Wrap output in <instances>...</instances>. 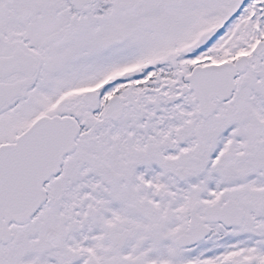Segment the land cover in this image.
<instances>
[{
    "label": "flooded vegetation",
    "instance_id": "obj_1",
    "mask_svg": "<svg viewBox=\"0 0 264 264\" xmlns=\"http://www.w3.org/2000/svg\"><path fill=\"white\" fill-rule=\"evenodd\" d=\"M143 3L122 5L118 4L117 0H93L89 6L77 11L74 0H0V28L6 29L0 31L5 34L4 42L0 45V59L12 58L18 49H22L39 63V71L35 77L28 78L25 74H18L7 79L5 84L24 86L34 84V88L37 86L41 90L43 84L49 82L46 79L49 71L57 76L62 68L68 65L64 63L65 61L74 62L78 51L88 49L90 40L96 41L102 51L116 52L121 46L107 49L103 44L106 39L121 34L117 26L122 19L125 20L126 29L134 24L139 28H146L147 23L151 22L139 21L141 18L139 13L145 7ZM107 21L113 23L115 28L113 32L107 28ZM165 22L166 26L160 23L158 34L178 28L173 26L177 21ZM173 33L177 36V32ZM247 62V72L238 83L237 100L232 104L235 105L220 107L218 116L227 111L233 113L232 117L247 119L248 112L242 106V101L248 99L244 96L252 87L260 85L254 84L258 80L263 82L264 88L263 50L251 55ZM20 65L27 66L22 62ZM186 70V67L180 68L178 75L167 77L173 80V86L169 84L161 87L153 84L157 86L156 89L147 85L121 90L118 93L120 98L134 97L136 101L132 103L131 108L123 105L125 117L120 122L107 117L108 102H104L98 115L91 117L90 113L87 114L85 122L87 133L83 144L86 147L95 146L100 159L94 158L92 162L99 161L100 164L94 167H108L112 172L111 180H104L103 175L94 176L95 172L89 177L86 171L84 178L86 180L84 186L87 187L86 200L77 206L76 199L72 201L69 198L70 191L65 189L62 195L68 201L62 197L61 206H58L59 198L55 197L54 192L58 184L66 185L71 170L68 165L64 167L65 177L63 173L61 178L53 179L46 187L49 202L37 217V223L47 227V221L52 216L61 215L60 219L66 223L69 220H64V216L68 218V214L77 210L83 211L81 225L84 227V239L79 245L81 252L71 264H264L263 186L252 185V189L251 184L246 183L248 187L240 188L236 192L224 182L216 192L215 188H211V183L204 179L205 171L200 166L191 170L179 164H161L157 165L158 170L155 171L152 169L156 168L155 166L127 164L123 158H116L121 147L104 149L105 143L101 148L97 143L100 139L103 142L115 140L119 127L130 115L135 116L139 120L140 128L145 130L142 140L149 143L147 149L149 152L154 150V145H157L155 142L160 136H166L150 132L155 128V123L160 124L156 127L160 130L166 121H170L165 116L170 115L172 118L173 112L180 115L182 111L180 118L184 122L190 115L203 122L193 96L185 98L177 105H170L168 101L169 98L180 96L187 88L184 77L182 78ZM31 90L26 89L24 97ZM153 97L155 100H152ZM140 98L141 101H138ZM188 99L191 100L189 105L186 102ZM13 106L20 107L19 101H15ZM218 116L210 121L214 122ZM222 119L226 121L227 117L224 116ZM251 121L252 133L262 138L264 131L260 128L255 130L256 121L254 118ZM258 145L259 150L264 151V145L261 146L260 143ZM158 146L156 150H160ZM127 156L130 158L134 154L129 152ZM223 168L224 165H221L218 173L234 171L235 165H228L227 170ZM97 180L99 183L93 185V181ZM139 190L148 192L149 200L144 201L145 204L149 205L152 201L158 205L172 204L176 211L161 212L159 218L153 215L149 218L145 216L141 219V227H137L133 219L140 199ZM212 192L215 195H212ZM95 194L104 195L98 207L94 205ZM191 195L194 200L206 203L187 212ZM210 209L226 212H209ZM99 217L101 230L99 228L95 230L92 223L94 222L97 227L99 224L96 221ZM148 219L149 222L156 221V224L152 226V235L147 239L150 255L149 261L145 262L141 258L133 259V244L141 228L149 227ZM75 224L77 225L76 222ZM51 232L54 239L48 238V241L52 243L58 240V235L54 229H51ZM187 238L191 240L188 241ZM193 242L196 245L191 249L189 246ZM140 250L142 252V248L137 250V256Z\"/></svg>",
    "mask_w": 264,
    "mask_h": 264
},
{
    "label": "rangeland",
    "instance_id": "obj_2",
    "mask_svg": "<svg viewBox=\"0 0 264 264\" xmlns=\"http://www.w3.org/2000/svg\"><path fill=\"white\" fill-rule=\"evenodd\" d=\"M137 1L147 3L146 8L139 13V15H141L139 21H151L152 23H147L146 29H141L137 24H134L126 30L125 20L122 19L117 26V29L128 37V43H131L135 37L137 38L136 41H140L132 44V47L136 49L129 50V47H121L123 50L117 51L115 54L102 51L104 53L100 55V58H94L90 56L100 50L97 48V45L94 44L96 41L90 40L88 50L78 51L74 62L65 66L67 69L64 67L63 72L65 73L63 78L59 76L57 80V76L49 71L47 78L49 82L46 81L43 84L41 93L32 96L31 100L28 99L27 102H24V107L19 113H10L0 121V142L5 140L13 141L23 134V132L31 126V122L47 110L50 105L49 100H53L55 96L58 97L72 88L77 89L84 86L98 88L104 82H101L104 77L110 74L114 69L120 68V65L127 64L130 66L140 62V64H142L144 62L143 58L154 54L160 57V61L163 60L164 62L167 56L170 57V61L172 62L173 54H171V51L173 52V48L171 47L173 45L186 40H193L196 35L203 31V28L209 27L215 22H217V25L228 22V19L231 18L241 2V0H189L187 4L179 8L166 10L164 7L166 0ZM198 1L203 3L199 2V4H197ZM119 3L131 4L133 0H119ZM253 10L254 9L239 21L235 22V25L229 24L227 33L220 39L222 47L206 55L208 57H213L215 61L219 62L224 56L226 57L228 55V58L234 57L237 51H246L248 47H251L254 41L250 42L251 36L248 35V33L254 34L255 26L258 25L259 20H263L261 17L262 11L256 18L258 21L257 23L248 19L253 13ZM165 21L168 23L177 21L173 26L178 28L170 29L168 32H161L160 35H157V30L160 29L161 26L160 23H162V26H166ZM106 26L110 32L115 30L113 23L110 21L106 22ZM0 31H6V29L0 28ZM173 32H177L175 40L173 39ZM147 35L148 39H145ZM245 39H247V42H250V44H245ZM93 49H98V51L94 52L92 51ZM140 59L141 61H139ZM66 62L67 61H65V63ZM67 70H73L74 73L67 77ZM256 83L260 85L248 90L247 95L244 96L247 97L248 101H242V106L245 107L246 110H249L253 118L254 115L256 116L254 120L257 119L261 122L262 119H264V88L263 82L258 80L254 84ZM46 93H48V98L44 95ZM112 93L113 91H111L109 95ZM77 96L78 93H73L71 97L73 100L69 101V103L72 101L70 103L72 105L64 107V112L82 111L83 106L76 100ZM152 100H155V98L153 97ZM186 102L189 105L191 100L188 99ZM181 113L182 111H180V115ZM172 115V118L170 115L165 116V118H169L170 121H166L165 126H161L160 130L156 128L159 127L160 124L155 123V128L150 131L152 133L158 132L166 134V136H160L159 140L155 142L157 145H166L165 148H161L160 150L154 149L151 153H147L149 143L147 142V144L142 140L145 130L140 128L139 120L133 115L128 116L119 127V133L115 136V140H106L103 142V140L100 139L97 143L100 148L105 143L104 149L121 147L122 149L116 154V158H123L124 163L153 165L158 169L157 165L168 164L165 163L166 156L171 155L172 152L177 153L180 151V149H168V147L176 143H181L184 139H187L185 142L187 144L186 151L180 154V156L185 159L179 163L180 166L184 168L189 167L191 170L197 166H200L202 169H207L206 163H208L209 156L214 151L215 145L218 146L221 143L219 140L220 133L225 128L231 126L230 124H234L233 127L237 129L233 136L229 138L235 137L234 141L236 142V146L231 152L235 157V171H225L220 174L218 173L219 168L211 169L204 177L210 180V183L214 187L218 186L220 181H226L230 188L238 192L240 188L248 187L244 182L245 179L240 180L237 178L239 175H241V177L244 176L246 179H250L254 176L253 174L257 173V175H261L264 173V151L259 150L256 146L257 139L249 134L248 129L252 128V126H250L251 124L248 122H243L244 124H242L236 118L230 119V117L228 122L224 124L222 116L233 115V113H228L227 111H223L214 122L208 124H203L206 122L199 123L196 118L195 120L189 121V117L187 121L184 122L180 118V115H176L174 112ZM151 126L152 125H150V127ZM129 152L134 153V156L128 158L127 153ZM250 155H252L253 158H250ZM94 158L100 159V155L95 146L91 147L88 145L87 147H79V153L70 161L71 170L66 185L63 186V184H58L57 188H55V197L59 198L58 206H61L60 198L64 197L62 192L65 191V189L70 191L69 198L72 201L75 199L86 200L85 192L87 187L84 186L86 182L84 179L86 171L89 177L93 176L92 173L95 172L94 176L98 177L103 175L105 176L104 180H111L112 172L108 167L95 168L94 166H98L100 162H92ZM213 158L214 157H212V159ZM218 164H220V162H216L215 165ZM222 164H224V168L229 165L226 161H223ZM214 179L216 181H214ZM98 183V180L95 182L93 181V185ZM258 184H260V181L252 185ZM79 189H82V192H79ZM147 193L148 192L145 191H138L140 199L136 205L137 209L134 212L135 217L133 219V223L137 227H141V219H144L145 216L149 218L153 215L159 218L161 212L165 211L170 213L176 211V209H174L175 206L170 208L171 204L158 205L153 201L148 207L144 202L149 200V195H147ZM101 197H104V195L101 194ZM101 197L96 195V203L94 204L96 207L100 205L102 201ZM190 197L194 199L193 195ZM64 199L67 200L65 197ZM202 205V201L194 200L192 204H188V211ZM83 216L82 210H77L68 214V218L66 216L63 217L64 220H69V222L66 223L60 219L62 218L61 215L52 216L47 221V227H43L40 223H36L31 226L30 229L23 231L22 235H18L15 229L16 240L13 245L7 249L3 247L0 249V264H71L74 258L81 252V250H78L77 245L78 243L80 244L83 239L84 227L83 225H76L75 222L78 220L81 221ZM100 220L101 218L99 217L96 221V223L98 222L99 224L97 227L94 222L92 223L95 230L98 228L101 230ZM148 224L149 227L145 226L143 230L140 231L136 242L133 244V259H149L150 245L147 243V239L152 235L151 228L156 224V221H150ZM51 229H54L55 234L58 235V240L52 243L48 241L49 236L53 234ZM101 232L104 233L105 231ZM78 234L82 237H79ZM144 243L147 246H145ZM139 248H142V252L140 250L137 256V250Z\"/></svg>",
    "mask_w": 264,
    "mask_h": 264
},
{
    "label": "water",
    "instance_id": "obj_3",
    "mask_svg": "<svg viewBox=\"0 0 264 264\" xmlns=\"http://www.w3.org/2000/svg\"><path fill=\"white\" fill-rule=\"evenodd\" d=\"M87 0H77L79 4H84ZM216 35L210 34L204 38L203 47L208 42L212 41ZM7 63H4V66ZM13 65L7 66V70L11 71ZM218 70H210L207 73L199 74L196 78L191 80L193 85H198V92L201 93L204 104L203 106V117L208 118L210 106L205 105L206 96H210L211 103L217 98H222L225 95H229L235 91L234 86V74L233 72H218ZM7 94V91L0 89V95ZM96 96V95H95ZM93 97V96H88ZM87 100V98L85 99ZM221 101H224L220 99ZM91 102L93 100L91 99ZM210 109V110H209ZM95 111V110H94ZM213 116V115H211ZM68 133L72 137L71 141L65 144L68 140L65 139ZM79 134L78 127L70 122H64L60 120H44L36 125V128L32 129L27 135H25L17 147L12 149H4L0 154V175L4 176L6 173L12 174L13 185L16 189V194L8 195L6 192L0 190V244L8 245L13 241L10 235V225L16 223L17 225H24L29 223L31 218L38 212L41 206L44 204L45 199H42L41 183H33L34 185L23 186V177H20L21 167L37 166V165H51V158H44L37 162L34 150L36 148L44 147L50 149L58 155H69L74 152L75 140ZM71 145V150L65 152V150ZM11 166H17L18 177L13 174V171L9 169ZM49 171V170H48ZM51 169L49 173L54 172ZM35 178V172H32ZM39 174V173H37ZM8 176V175H7ZM44 180V179H43ZM35 181V179H34ZM46 180H44L45 182ZM7 185L6 179L0 181V188L3 189ZM37 192V193H36Z\"/></svg>",
    "mask_w": 264,
    "mask_h": 264
},
{
    "label": "bare ground",
    "instance_id": "obj_4",
    "mask_svg": "<svg viewBox=\"0 0 264 264\" xmlns=\"http://www.w3.org/2000/svg\"><path fill=\"white\" fill-rule=\"evenodd\" d=\"M222 46V43L221 42H218L216 45H214L211 49H209V52H212V51H214V50H218L220 47ZM250 48H247V51L249 50ZM223 61V59L222 60H220L219 62H222ZM131 64H133V63H131ZM128 65L127 64H125V65H123V66H121L120 68H124V67H127Z\"/></svg>",
    "mask_w": 264,
    "mask_h": 264
}]
</instances>
